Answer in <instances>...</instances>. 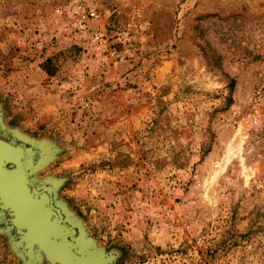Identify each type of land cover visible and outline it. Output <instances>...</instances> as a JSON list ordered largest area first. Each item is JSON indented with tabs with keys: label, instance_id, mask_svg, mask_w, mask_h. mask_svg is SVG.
<instances>
[{
	"label": "rangeland",
	"instance_id": "1",
	"mask_svg": "<svg viewBox=\"0 0 264 264\" xmlns=\"http://www.w3.org/2000/svg\"><path fill=\"white\" fill-rule=\"evenodd\" d=\"M0 138L106 264H264V0H0Z\"/></svg>",
	"mask_w": 264,
	"mask_h": 264
},
{
	"label": "water",
	"instance_id": "2",
	"mask_svg": "<svg viewBox=\"0 0 264 264\" xmlns=\"http://www.w3.org/2000/svg\"><path fill=\"white\" fill-rule=\"evenodd\" d=\"M28 149L0 138V209L19 237L28 264H106V259L70 239L74 230L54 206L50 188L36 190Z\"/></svg>",
	"mask_w": 264,
	"mask_h": 264
},
{
	"label": "bare ground",
	"instance_id": "3",
	"mask_svg": "<svg viewBox=\"0 0 264 264\" xmlns=\"http://www.w3.org/2000/svg\"><path fill=\"white\" fill-rule=\"evenodd\" d=\"M85 242H87V241H85ZM89 243V242H88Z\"/></svg>",
	"mask_w": 264,
	"mask_h": 264
},
{
	"label": "flooded vegetation",
	"instance_id": "4",
	"mask_svg": "<svg viewBox=\"0 0 264 264\" xmlns=\"http://www.w3.org/2000/svg\"><path fill=\"white\" fill-rule=\"evenodd\" d=\"M9 217V216H8Z\"/></svg>",
	"mask_w": 264,
	"mask_h": 264
}]
</instances>
